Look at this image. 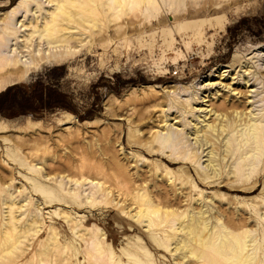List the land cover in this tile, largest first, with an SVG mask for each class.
Instances as JSON below:
<instances>
[{"label": "rangeland", "instance_id": "rangeland-1", "mask_svg": "<svg viewBox=\"0 0 264 264\" xmlns=\"http://www.w3.org/2000/svg\"><path fill=\"white\" fill-rule=\"evenodd\" d=\"M223 1L212 4L207 0L163 2L157 5L159 12L155 16H150V4L142 8L145 14L138 17L115 19L85 15L96 23L89 27V31L86 30L90 33L89 42L80 53L68 60L42 64L13 82L4 81L3 70H0V225L6 214L3 197L7 196L8 190L17 195L19 204H25L16 211L18 218L36 213L44 222L39 232L33 237L29 235L28 240L24 239V251L12 257L8 264L35 261L36 249L47 237L49 226L59 232L58 236L65 235L60 237L59 244H66L69 253L79 250L77 259L74 255L70 258L71 263L86 264L81 253L84 245L76 238H68L64 213L86 229L93 226L101 229L107 238L105 251L114 252L113 262L137 264L133 258L125 256L128 252L144 264H208L206 260L181 256L180 250L172 249L174 238L181 236L182 231L166 226L144 231L143 225H133L134 219L119 209L124 204L128 209L135 206L130 197L139 183L147 185L150 191V182L159 181L161 176L162 189L167 188L166 179L170 173L175 179L188 177L183 171L187 168L185 163L178 159L168 164L155 149L164 114L162 106L166 107L171 102H180L182 106L183 99L195 93V99L191 100L195 106L194 116L191 117L190 112L184 114L193 121L201 119L204 114L206 120H211L215 116L212 114L214 107L208 111L210 106L207 104L215 105L218 97L228 96V87L235 89H230V94L238 88L237 96L247 87L252 89L246 93L254 101L253 111L264 110V0ZM35 6L34 0H0V25L10 16L27 22L28 19L33 21L36 14L37 22L41 21L45 11L37 8L33 14ZM208 6L225 7L208 14L160 18V12L167 14L171 10ZM218 24H221L219 28ZM98 37L100 40L96 39ZM1 62L3 59L0 57ZM216 67L225 70L222 75L214 70ZM247 79L246 86L239 84ZM208 80L213 82L211 86L209 84L206 90L199 88ZM177 85L185 88L178 96L166 91ZM173 114L178 117L171 122L182 116L179 111H168V118ZM205 152L201 153L199 162H205ZM130 154L134 156L129 157ZM164 157L168 159L167 154ZM42 162L54 165L68 163L69 171L57 168L54 172L60 175L69 173L77 178L79 175L73 170L74 165L85 162L101 165L102 171L96 177L110 189L111 200L102 202V194L98 193L93 200L95 206H91L93 210L89 211L86 208L89 206L82 204L81 197L75 196L74 203L81 209L71 208L69 199L65 197V191L69 189L57 186V181L51 184L44 180L40 169ZM153 171L160 176L157 178L153 173L150 177ZM92 172L94 174L95 171ZM74 177L71 178L76 179ZM131 181L134 184H129ZM67 185L73 187L72 182H67ZM177 188V185L173 186L171 192H176ZM194 192L193 195L204 203H220L222 218L235 223L241 214L239 208L257 205L264 199L260 185L244 193L197 185ZM121 193L125 195L121 196ZM88 212L94 213V219L85 221ZM260 215L264 216V206L256 213L247 211L244 218L253 220ZM120 216L125 218L121 220ZM121 221L126 227L131 225L135 228L121 231ZM230 228L236 232L242 229L240 224ZM246 228L252 233L258 231L255 225L247 224ZM145 234L148 237L152 234L155 238L146 241L143 238ZM167 242L172 244L166 246ZM263 249V242L257 243L255 254ZM208 253L214 264H226L217 252L208 250Z\"/></svg>", "mask_w": 264, "mask_h": 264}, {"label": "bare ground", "instance_id": "bare-ground-1", "mask_svg": "<svg viewBox=\"0 0 264 264\" xmlns=\"http://www.w3.org/2000/svg\"><path fill=\"white\" fill-rule=\"evenodd\" d=\"M182 1L184 0H34L36 6L33 12L30 11L35 14L37 8H43L45 15L43 14L41 21L37 22L36 14L33 21L28 19L27 22L24 19H14L10 16L0 25V57L3 59L0 70H3L4 81L13 82L15 79L25 77L42 64L68 60L80 53L89 42L87 38L90 33H86V30L89 31V27L95 25V21L90 20L85 15L96 14L100 18L115 19L122 16L138 17L145 14L142 8L148 7V4H150V16H155L159 12L157 5L163 2L181 3ZM207 1L212 4L223 0ZM224 7L208 6L196 9L171 10L167 14L160 12V18L196 16L207 12H219ZM220 26L221 24H218V28ZM96 39L100 40V37ZM214 70H217L219 76L225 71L220 67H216ZM247 82L248 79L239 82V84L246 86ZM212 83L208 80L202 83L199 88L202 87L206 90V87L208 88L209 84L211 86ZM223 86H226V84H223ZM184 89L183 85H177L166 91L174 92L178 96ZM230 89L235 90L234 87ZM230 89L229 87L227 89L228 96L227 94L224 97L217 96L219 100L217 104H207V106H210L208 111L214 107L212 114H215V116L211 120H206L204 114L201 119H198L196 115L197 120L194 119L193 121L192 118L187 119L184 114V112L186 114L190 112L191 117L194 116L195 106L191 100L195 99V93L192 96L185 97L183 103L181 102L182 106H180V102L178 104L171 102L166 107L162 106V113L164 114L161 119L162 124L158 128L155 149L168 164H173V160L178 159L185 163L187 168L182 170L188 177L175 179L170 173L167 176V188H163L164 191H162L163 185L160 187L163 180L162 176L159 181L150 182V191L147 185L139 183L138 189L136 188L137 190L131 193L130 197L135 206L128 209L127 204L126 206L124 204L119 212L133 218V225H138V227L143 225L145 227L144 231L149 228L157 229L158 226H166L174 231H182L181 236L174 238V247H172L173 250H180L181 256L199 258L206 260L208 264H214L212 262L214 260L211 261L213 257L208 253V250H213L225 259L223 260L226 264H264V249L258 254H255L254 251L259 242H263L264 247V216L254 217L253 220L247 217L244 218L247 211L252 210L256 213L264 206V199L259 200L257 205L239 208L238 211L241 214L238 218L236 217L237 223H235L227 218H222L220 203L210 205L204 203L200 197L193 195L195 194L194 188L197 185L215 186L216 188L243 193L254 190L255 187L260 185L261 189L264 190V110L261 111L260 108L258 111H253L254 101L251 98L249 99L250 94H247L248 91H252L251 88L246 87L245 91L240 92L238 96V88L231 94ZM232 95H235V98ZM227 101L229 102L227 103ZM168 111H179L182 116L171 122L178 116L173 114L174 116L168 118ZM205 150L206 152L203 155L206 156L203 160L205 162H199L198 158L201 159V153H204ZM166 154L168 159L164 157ZM133 156L130 154L129 157ZM86 163L88 162L73 166V170L78 173L79 178L69 173L60 175L59 172H54V169L57 168H60V170L66 168L69 171L71 167L66 166L68 163L65 162L55 165L42 162L40 169L44 180L51 184L57 181V186L62 188L65 186L66 190L69 189V191H65L67 193L65 197L69 199L71 208L81 209L74 203V197L77 196L81 197L82 204L85 207L89 206L86 208L90 211L93 210L90 207L95 206L93 200L96 194L97 196L98 193L102 194L100 200L108 202L111 200V191L106 188L104 181L96 177V174L102 171L101 165H94L91 162ZM195 164H199L201 167ZM92 171H95L94 174H92ZM153 173L157 178L160 176L159 173L153 171L150 173V177ZM167 174L169 173L167 172ZM59 177L60 179H58ZM64 179L66 180L64 181ZM67 182H72L73 187L70 188ZM123 183H125L126 189L127 184L125 181ZM86 184L87 186H85ZM129 184H134V181ZM175 185L178 188L176 192L172 193L171 189ZM85 190L86 192L83 194L82 192ZM6 192H9L6 197H3L6 214L3 218V224L0 225V264H8L12 257H17L18 253L23 252L26 245L24 239H30L29 235L33 237L44 225L43 220L39 219L36 213H31L21 219L18 218L19 213L17 214L16 211H20L25 204L24 202L19 204V200H16L17 195L13 194V191L8 190ZM122 195L125 194L121 193ZM131 211L133 212L131 213ZM63 218L68 229V238L71 240L76 238L84 245L85 248L81 253L83 259L86 260V264H109L110 261L113 262L114 252L107 253L105 251V240L107 238L104 237V232L101 229L95 226L86 229L82 223L75 222L69 214L64 213ZM123 218L125 217L120 216L121 220ZM90 219H94V213L88 212L85 221ZM21 220H24V225ZM237 224H240L242 228L238 232L230 228L232 225L236 227ZM247 224L255 225L258 231L254 229L256 233H252L253 231L251 232L249 228H246ZM133 227L131 225L126 227L122 221L119 222L121 231L130 230V228L133 230L135 228ZM48 228L47 237L36 249L35 261H28L25 264H72L70 258H73L74 255L77 259L79 250L69 253L66 244H59L60 237L65 235L58 236L59 232L53 226ZM146 236V234L143 235L146 241L155 238L152 234H150V237L147 236L146 238ZM169 244L172 243H168L166 246H169ZM125 256H130L137 264H144L138 257L128 254V252ZM113 263L119 264V261Z\"/></svg>", "mask_w": 264, "mask_h": 264}]
</instances>
